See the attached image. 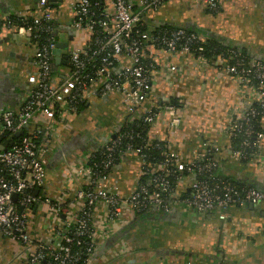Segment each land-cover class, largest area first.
Segmentation results:
<instances>
[{
	"label": "built area",
	"instance_id": "1",
	"mask_svg": "<svg viewBox=\"0 0 264 264\" xmlns=\"http://www.w3.org/2000/svg\"><path fill=\"white\" fill-rule=\"evenodd\" d=\"M163 1L101 0L99 18L95 19L91 10L93 0H71V25L88 36L89 43L69 54L68 71L56 84L51 80V53L57 40L48 0H37L40 13L30 19L31 23L24 16L19 17V25L10 19L0 20V28L12 29L16 37L29 38L34 49L35 74L26 100L14 109L0 110V238L21 245L26 264L45 260L47 264H88L98 237L93 223L96 221L104 228L100 237H105L113 228L125 224L126 213L135 217L152 212L169 214L182 206L195 214L215 215L225 222L234 207L264 204V189L238 190L229 182L213 178L218 164L211 142L201 141L193 156L186 158L169 148L166 141L157 140L166 147L161 152L162 160L148 162L144 148L129 143L121 147V137L115 132L113 139L101 143L100 150L95 148L75 167L81 184L72 198L74 212L68 205L41 194L54 124L75 114L78 106L92 99L120 93L124 119H141L148 127L149 149L158 148L150 144L155 140L151 132L158 126L168 131L180 128L184 106L171 105L170 101L158 103L151 89L155 65L148 47L162 50L170 58L193 55L203 62L207 58L201 54L204 38L200 34L177 29L158 39L152 33L154 27L145 26L142 14L157 11ZM203 2L210 10H216V0ZM257 2L264 10V0ZM98 30L101 38L97 36ZM40 33L52 37L40 43ZM195 43L198 46L192 49ZM230 54L228 60L232 61L236 56ZM96 56L103 58L101 66L95 69ZM222 60L221 70L250 89L255 100L242 114L229 112L225 135L230 141L241 134L243 140L240 148H230L228 153L234 161H242L246 151L253 150L251 160L264 162V64L254 59L247 63L237 60L234 67ZM39 117L41 126L37 124ZM257 118L259 131L251 124ZM18 133L22 134L16 136ZM12 138L17 141L12 143ZM129 154L139 158L141 167L133 191L121 196L105 184L117 163ZM145 176L148 179L141 183ZM98 205L104 207L102 218L95 212ZM38 207H44L51 220L52 232L46 240L31 235L29 230V214Z\"/></svg>",
	"mask_w": 264,
	"mask_h": 264
},
{
	"label": "crops",
	"instance_id": "2",
	"mask_svg": "<svg viewBox=\"0 0 264 264\" xmlns=\"http://www.w3.org/2000/svg\"><path fill=\"white\" fill-rule=\"evenodd\" d=\"M203 1L164 0L157 11L143 13L142 21L149 28L170 26L194 30L204 40L215 39L222 45L236 46L252 59L264 62V10L257 0H216V10H210ZM48 3L54 19V37L67 45L60 57L68 59L74 49L89 43L88 36L71 25V0H48ZM36 6L37 0H0V20L37 17L40 12ZM33 50L29 38L16 37L12 29L0 28V110L14 109L26 100L35 74ZM148 54L155 65L151 89L157 102L176 100L184 106L180 128L168 131L158 126L151 132V138L166 141L169 148L186 158L193 156L201 141L211 142L216 149L218 174L241 187L264 189V162L234 161L228 153L230 141L224 132L229 112L242 114L255 101L250 89L221 70L223 58L205 62L193 55L170 58L162 50L151 47ZM51 57L53 64L52 53ZM66 64H59L53 70L54 84L67 73ZM121 102L120 93L114 92L92 99L82 104L77 113L56 121L42 196L62 202L74 212L72 198L81 184L76 174L78 163L118 130L124 119ZM95 110L99 112L95 119L102 129L108 128L105 132L108 136L94 147L78 150L70 144ZM40 118L38 126L43 124ZM140 167L137 156L123 157L111 171L106 187L121 196L128 195L137 184ZM249 206L234 207L225 222L215 215L195 214L182 206L169 214L152 212L143 219L126 213L125 224L113 228L105 237H100L104 228L95 221L93 229L98 237L88 264H185L187 261L264 264V204ZM103 209L102 205L96 206L97 216L102 218ZM29 215L31 235L48 239L52 227L46 209L38 207ZM0 264H26L21 245L0 238Z\"/></svg>",
	"mask_w": 264,
	"mask_h": 264
},
{
	"label": "trees",
	"instance_id": "3",
	"mask_svg": "<svg viewBox=\"0 0 264 264\" xmlns=\"http://www.w3.org/2000/svg\"><path fill=\"white\" fill-rule=\"evenodd\" d=\"M101 0H93L92 2V6H91V10L94 13L95 19L99 18V14L101 11V4H100ZM10 20L19 25L20 24V18H10ZM25 21H27L28 23H31L30 19H26ZM26 22V23H27ZM54 26V24H53ZM145 27V26H143ZM147 27H145L146 29ZM177 29H182V28H177V27H170V26H157L153 28V35L155 38H161L162 36H168L170 35L172 32H174ZM144 30V29H143ZM186 34H199L194 30H188V29H182ZM158 32V33H157ZM97 36L99 38H101L99 30L97 31ZM52 37L51 35H46L44 33H40L39 34V38H38V42H46V39ZM56 40V39H55ZM204 48L203 53H201L205 58L207 59H214L215 57H222L223 59H226L227 63L234 66L236 65V61H242V62H248L249 60L252 59V57H250L244 50L237 48L236 46H231V45H222L221 43L217 42L215 39H206L204 40L203 44H201ZM198 46V43L192 44V49H195ZM229 53H232L236 56V58L232 61L228 60V57L231 56V54L229 55ZM197 54V53H196ZM102 56H96L94 58V62H95V69L100 67L101 64V60H102ZM262 64H264V62L259 61ZM68 66V64H66ZM53 73V70L51 72V75ZM253 81H256L255 79ZM169 104L174 105V106H178V102L176 100H170ZM82 105L77 107V111L80 110ZM77 113V112H76ZM262 113L260 112V115ZM258 118L253 120L251 122L253 129L255 131H259L261 130L260 127H258V122H257ZM115 135L118 137L120 136V144L121 147H124L126 144H131L132 146L135 147H142L144 148V152L145 155L147 157V161L148 162H160L162 160L161 157V152L165 151V144L162 142H159L157 140L151 141V145L152 146H158V148H154V149H149V147L147 146V141L149 140L148 138V127L146 126L145 123L142 122L141 119H129V118H125L124 122L119 126L118 130H116ZM39 138H42V136L40 135ZM243 140V137L241 134H236L232 140H230V148L231 149H238L241 146V142ZM16 138H12V143L16 142ZM251 142L253 141V138L250 140ZM104 145V143H102ZM99 147V146H98ZM96 147V148H98ZM147 147V148H146ZM101 148V147H99ZM98 148V150H100ZM147 149V150H146ZM96 150V149H95ZM255 155V152L253 150H247L245 153L246 158L243 159L242 161H249L251 160V158ZM218 168V166H217ZM217 168L215 170V172L213 173L214 179H219L222 181H226L229 182L232 186H234L235 188H237L238 190H243L246 187H241L239 185H235L232 181L228 180L227 178L221 176L220 174H218ZM148 179V176H145L141 179V183H145L146 180ZM147 216H149V214H146ZM146 215H141L138 214L136 215L137 219H143L145 217H147ZM48 258V257H47ZM40 264H47L46 260L44 262H41ZM81 264V263H79Z\"/></svg>",
	"mask_w": 264,
	"mask_h": 264
},
{
	"label": "rangeland",
	"instance_id": "4",
	"mask_svg": "<svg viewBox=\"0 0 264 264\" xmlns=\"http://www.w3.org/2000/svg\"><path fill=\"white\" fill-rule=\"evenodd\" d=\"M97 114H99L98 110L94 111V114H91L86 118V121L88 123L84 124V126L81 128V130L77 131V137L72 145L74 148L80 150L81 147H94L96 144L100 143L104 139L107 138V127L105 129H102V125L97 121L95 118L97 117ZM105 120L103 119L104 123ZM106 132V134H105ZM153 221V220H152ZM160 226V225H159Z\"/></svg>",
	"mask_w": 264,
	"mask_h": 264
},
{
	"label": "water",
	"instance_id": "5",
	"mask_svg": "<svg viewBox=\"0 0 264 264\" xmlns=\"http://www.w3.org/2000/svg\"><path fill=\"white\" fill-rule=\"evenodd\" d=\"M62 50H67V45L65 43H63V42H56L55 43V47L52 50V54L54 56L53 57V64H52V70H54L55 67L58 66L59 64H64V65L66 64V59H67L66 56L60 57V54H61ZM21 134L22 133H18V134H16V136H20ZM113 138H114L113 135H111L109 137V139H113ZM5 145H3V146H5ZM13 199L14 200L16 199L15 195L13 196ZM249 207L252 208L253 206L250 205Z\"/></svg>",
	"mask_w": 264,
	"mask_h": 264
}]
</instances>
